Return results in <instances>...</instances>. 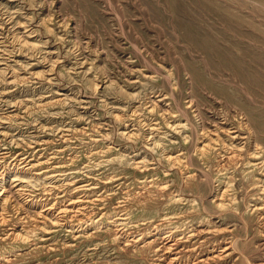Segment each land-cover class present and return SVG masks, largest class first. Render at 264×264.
I'll list each match as a JSON object with an SVG mask.
<instances>
[{
  "label": "rangeland",
  "instance_id": "1",
  "mask_svg": "<svg viewBox=\"0 0 264 264\" xmlns=\"http://www.w3.org/2000/svg\"><path fill=\"white\" fill-rule=\"evenodd\" d=\"M8 15H18L15 20L24 18L23 22L27 20L36 29L33 40L39 46L34 57L44 58L37 63L24 51L15 59L35 65L49 81L33 79L31 73L20 70L18 85L8 88L4 96L1 93L7 87L0 83V133H6L0 136V178L9 190L0 207V249L6 251L2 264H200L195 260L220 254L231 239L238 242L235 253L208 264H264V210L254 209L264 208V191L248 186L241 165L233 175V165L219 155L210 158L209 168L199 162L210 175L205 203L211 222L195 229L207 228L212 234L190 237V225L172 232L189 216L180 209L170 210L173 218L167 221L159 218L150 225L122 230L106 224L86 232H79L82 226L73 230L56 227L50 233L41 230L50 220L42 211L48 207L51 217L76 225L80 217L99 219L121 208L135 211L141 203L151 207L165 200L160 198L159 186L173 188L182 173L174 164L168 166L159 151L148 150L147 139L161 137L157 142H164L169 153L183 150L185 157L194 155L195 145L183 147L181 136L167 127L168 121L189 120L203 130L249 124L254 133L260 132L252 114L264 123V0H0V23H7ZM44 19L48 23H42ZM58 21L65 25L57 26ZM8 27L15 28V23ZM82 59L87 61L84 67L79 65ZM170 73L176 78L174 88L165 82ZM87 77L99 87L89 86ZM103 81H111L113 87ZM117 89L134 99L119 95ZM172 92L175 99L171 95L161 99ZM42 96L43 102L62 101L43 107L29 103V109L21 104ZM4 100L20 103L8 107ZM186 102L192 110L185 108ZM8 114L13 120L3 123ZM151 125L154 129L149 131ZM121 131L135 135L122 136ZM213 145L219 146L218 142ZM119 154L144 159L146 167H121L113 160ZM37 159L46 161V169L57 178L27 185L23 195L14 192L12 173L25 170L24 163ZM226 182H232L229 195L239 199L242 213L247 206L249 210L243 220L234 217L222 225L213 202ZM85 185L87 189L77 192V187ZM72 195L89 200L86 210L73 216L60 213L58 209ZM163 215L159 208V216ZM233 225L235 231L226 232ZM13 228L30 232L28 244L11 247L16 242L10 235ZM180 231H185V238ZM177 242H181L177 252L184 254L175 261L176 251L169 248ZM198 242H202L198 252L190 255L188 250Z\"/></svg>",
  "mask_w": 264,
  "mask_h": 264
},
{
  "label": "bare ground",
  "instance_id": "2",
  "mask_svg": "<svg viewBox=\"0 0 264 264\" xmlns=\"http://www.w3.org/2000/svg\"><path fill=\"white\" fill-rule=\"evenodd\" d=\"M29 1H32V0H29ZM17 16L18 15H12V16L8 15L7 23L4 20H2L0 23V81H1L0 83H4V85L7 87V90L5 92L1 93V95H3V96L10 92L8 90V88L10 89V87H14V86L16 87L18 85L17 83H19L18 79H19V75H20L18 71H20V70L28 71L27 73H31V75H32L31 77L33 79L37 78V79H44L45 81H49L48 80L49 78L46 75V73L38 71L36 69L35 65L34 66L32 64L23 65V64H20V62L17 59H15L18 55L20 56L21 53L25 54L24 51H27L28 56L27 55L26 56H27V58H30V60H32V59L36 60V62L38 61L37 63H40L41 60L42 61L44 60V58L43 59L35 58L37 55L34 57V51L37 50V48L39 46L36 43V41H34L35 39L33 40V37L35 36L36 29L32 28V25L30 26L29 22L26 19H25L26 22H23L24 18H23V20H20V19L15 20V17H17ZM12 23H15V28H13V29L8 27L9 25H12ZM42 23L45 24L48 22L46 19H44ZM64 25L65 24L62 21L57 22V26L63 27ZM10 29L13 31H11ZM49 29L50 28L47 25L46 30L49 31ZM20 30H23V31L20 32ZM6 33L7 34L9 33V34L6 35ZM8 39L10 40V42ZM60 39H61V37H60ZM7 42H9V44ZM9 46H11L13 49L12 48L8 49ZM41 57H42V55H41ZM45 58H46V56H45ZM46 59H45V61H46ZM10 61H14V64L13 65H11V63L8 64V62H10ZM42 63H44V62H42ZM86 64H87V61L84 59H82L79 63L80 67H84ZM15 66H18L17 67L18 70L15 69L16 68ZM52 66H54V65L52 63H50V67H52ZM52 69H53V67H52ZM52 69L50 70V75L53 72ZM154 77H156V78L158 77L157 79H159V76H150L148 79H154ZM197 78H198V76H197ZM165 79H166L165 82H167V84L168 83L171 84L172 88L175 87L174 86L175 84H173V83H174V81H176V78H175L173 73H170V74H168V76H165ZM86 82H87V84H89V86L94 88V90L96 87H99L98 83L93 78L87 77ZM103 82H104V84L106 83L105 84L106 87H110L113 85L110 83L111 81H103ZM118 89H120V88H118ZM118 89H117V92H118V94L120 93L119 95L128 96L129 98L134 99L133 95H130L126 91L124 92V91H121ZM168 95H171L170 99H175V93H173V92L171 94L170 93L167 94L166 97H163L161 99L168 98ZM43 100H44V98L42 96V97H40L39 100H26L24 103H21V104H23L24 108H28V106L30 104H31V106L43 107L47 104H53L55 102H61L62 101V100H56V101H45V102H43ZM172 101H174V100H172ZM4 102H5L6 106H8V107H16L20 103V102L8 101V100H4ZM46 102H48V103H46ZM192 102H193V100L191 101V103ZM191 103L186 102L187 105L185 108L192 110ZM27 104H29V105L26 106ZM153 106H155V105H153ZM23 111H24V109H23ZM159 111H161V110H159ZM186 111L187 110H184V112H182L183 115H186V114H184ZM12 114H13V112H12ZM12 114L6 115L3 119H6L7 121L3 120L2 122L3 123L8 122L11 118L13 120ZM252 115H253L252 122L255 123L257 128L260 130L259 133H254L253 132L254 130L252 131V128L248 127L249 124H248V126H246L244 124L245 128L242 127L243 125H239L238 127L234 128V129L229 128L228 130H226L227 128L223 129V126H221V128L217 127L214 130H212V129L209 130L208 128H207L208 130H206V128H205V130H203V129L198 128V126L196 127L195 123L194 124L189 123V120L187 122L185 121V123L181 122V121L177 122V123L176 122L169 123V121L168 122L166 121L167 127H169L170 129L173 130V132L175 131L176 133H178L181 136V142L185 144V146H183V147L189 146L190 143H195V145L193 147L191 146L193 149L194 155H191L189 157H185V154L182 153L183 150L180 154L169 153L167 151V148H166L167 145L166 144L163 145L164 142L163 143L157 142V140H160V139L162 140L161 137H158L159 139L156 138L157 140L152 139L153 141H150V142H148V141L151 138L148 137L150 139H147V141L145 143L148 150L153 151L155 153L160 152V155L163 156V159L168 164V166L171 164H174L177 167V170L180 172V174L182 173L181 174L182 179L179 178L178 182L175 184V186L173 188H171L168 184L162 185V187L159 186V189L161 188L160 191L162 192V195L160 196V198L165 199V200L159 201V203L156 206H151V207L149 204L143 205V203H141V207L136 209V210H138V213H136V210L133 211L132 209H122L121 208L117 213L110 215V216H106V214H103L101 216V218H99V219H96L94 217H87L88 219L84 220V219H80L81 217L80 218L76 217V218H78L76 221L77 222L76 225H74L72 223L70 225H65L64 223H62V219H59L58 217H51L52 215L49 214L50 208L48 207L42 211L45 212V214L49 217L50 220H48L47 225L44 223L46 226L44 225L41 230L44 231L45 233H50L52 231V229H54L56 227L62 228L65 226V228H69V230H73L75 227L80 228L82 226L79 229V232H86L87 230L100 229V227L104 226L105 224L106 225H115L118 230H122V229H127L130 226H140V225H145V224L150 225V224H153L154 221H156V220L159 221V218H161L163 221H167L168 219L173 218V216H172L173 213H171L170 210L171 211L172 210L177 211L178 209H180V210L187 212L189 214V216L187 218L184 217L183 218L184 220H182V226L176 227L175 229L173 228L172 232H174V233L179 232V230L181 228L183 229L187 225H190L191 228L193 229L191 231L190 237L194 238V237H201V235H203V234H208V235L212 234L211 230H209L207 228H205L204 230L201 227H199V228H201V230H199V228H198V230L195 229V226H197V225L202 226L204 224L207 225V223H205V222H209L211 220V217L208 216L209 214L206 213L207 207H206V203H205V193H206L208 186H210V182H211L210 181V175H209L208 170L200 168L199 162H202L203 167L209 168L210 158L212 156H214V158H217L219 155L224 161H227V162H229V164L233 165V167L235 168L234 172L232 173L233 175L236 174L235 172H237V170H239L238 166L241 165L242 166L241 172H242L243 176H245V179H247L248 186L255 188L256 191H264V180L263 181L261 180V179H264V147L262 146V142L264 139V123L260 122L258 120V118L256 116H254V114H252ZM137 116H141V115H137ZM160 116H161V114H160ZM161 117H164V116H161ZM194 117H195V115H194ZM223 117H225V116H223ZM129 118H131V117H129ZM168 120H170V119H168ZM122 121H124V120H122ZM145 125H147V124H145ZM231 127H232V125H231ZM155 128H156V126H155ZM153 129L154 128L152 126L149 128V131H152ZM121 134H122V136L127 135L128 132H125V131L122 132L121 131ZM148 134H150V133H148ZM152 134H153V132H152ZM156 134H158V133H156ZM5 135H6V133L3 130V132L0 133V136H5ZM128 135H129V137H132L135 134L131 133ZM149 136H152V135L150 134ZM126 138L128 139V137H125V139ZM165 138H166V135H165ZM167 141H168V139H167ZM172 141H174V140H172ZM215 142L216 143L218 142V145H219L218 147H215V145H213ZM136 158H137V156H131L130 157V156H128V154H126V155L119 154V156L113 160H115L119 166L124 167V168L127 167V168H130L132 170H136L139 168H145L146 162L144 161V159L137 160ZM0 159H2V158H0ZM46 163H47L46 161H41L40 159H37L34 162L24 163L27 166L25 170L22 169V171H17V172L12 173V175H11L12 183L14 182V186H16V188H14V192L20 194L21 192H23V189L27 185L36 184V183L39 184L41 182L44 183L46 181L52 182V179L57 178V175H53V173L51 174V172L48 169H46L47 168ZM140 170H142V169H140ZM54 171H57V170L55 169ZM225 171H227V170H225ZM228 176L229 175H226V179L229 178ZM60 177H61V175H60ZM234 177H236V176H234ZM231 178L232 177H230L229 179H231ZM65 181H67V180H65ZM142 183H145V182L143 181ZM66 184H68L69 186L73 185V184H70V182H68V181L66 182ZM224 185L226 186V188L224 189V191L221 193L220 196H219V194H218V197L216 196L217 201H214L213 203H214L215 207L218 209V212L221 214V222L220 223L222 225H228L231 223V222L229 223L228 220H231L234 217L237 219L243 220L244 219L243 214L245 215V213H247V210H249V206H247L245 211L242 213L243 207H241V205L238 201L239 199L237 197H234L233 195H231V196L229 195V193L232 191L231 189L233 188L232 182H226V183H224ZM32 186H34V185H32ZM5 187L6 186H4V183H3L2 179L0 178V207L4 202H6V200L8 198L7 193H9V190H7ZM86 187H88V185L77 187V192L80 190L87 189ZM217 189H218V187H217ZM240 189L242 190V187H240ZM243 189H247V188L244 187ZM23 194H24V192L21 195H23ZM166 194H167V196H166ZM13 198H14V196H13ZM198 200H201L202 203L201 204L198 203ZM145 201L147 202V200H145ZM87 202H89V200L85 197L76 198V197H73V195H72L71 199L68 200V204L63 205V206L61 205V207L58 209V211L60 213H63V214H70V216L77 215V213H80L81 211L83 212L86 210ZM61 203H63V202H61ZM254 207H255L254 209H256V210H264V208L261 209V208H256V206H254ZM159 208L165 212V215L159 216ZM84 214H85V212H84ZM1 215H2V213H0V219L2 218ZM85 215H87V214H85ZM135 219H138V220L135 221ZM2 220H3V218H2ZM83 225H85L84 226L85 228L83 227ZM235 225H233L232 228H229L226 232L233 233L235 231ZM16 227H17V224H16ZM180 232H182L181 233L182 237L185 238V235H186L185 231H180ZM29 233L30 232H27V231H24V233H23L22 231H19V229L16 230L15 228H13L12 231L10 232V235L13 236V238L15 239L16 242H13L11 247H14L15 245H19V244L20 245L28 244V241H29V238L31 235ZM115 236H120V234H116ZM116 238H119V237H116ZM164 239L165 238H163V240ZM165 240H168V239H165ZM186 240L188 241L189 239H186ZM215 241L217 243H220V239L215 240ZM180 243L181 242H177V243L171 245V247L169 248L170 251L171 250L176 251L174 258L172 257L173 260H175V261L181 259L180 255L184 254L183 250H181V252H177L181 247V245H179ZM201 243H199V242L195 243L188 250L190 255H193L196 252H198L199 247H200L199 245ZM237 243L238 242L235 239H231V241L229 243H227L226 247L223 248L222 250H220V254L215 255L214 254L215 252H214V253H211L212 255H207L208 256L207 258L199 257L198 259L195 260V262L197 261L200 264H208L211 261H214L218 258H221L223 256V254H227L229 252H231V254H234L235 248L237 247ZM209 244H210L209 242L208 243L206 242L204 245H209ZM5 252L6 251L4 249H2V250L0 249V264H2V261H4V259L6 258ZM208 253H210V252H208ZM228 255H230V254H227L226 256H228Z\"/></svg>",
  "mask_w": 264,
  "mask_h": 264
}]
</instances>
